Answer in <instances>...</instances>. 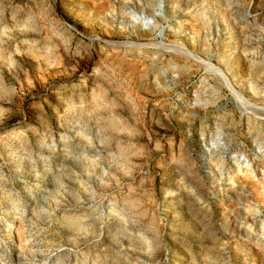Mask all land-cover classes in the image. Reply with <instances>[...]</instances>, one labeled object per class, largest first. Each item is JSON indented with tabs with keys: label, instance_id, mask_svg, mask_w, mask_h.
Listing matches in <instances>:
<instances>
[{
	"label": "rangeland",
	"instance_id": "1",
	"mask_svg": "<svg viewBox=\"0 0 264 264\" xmlns=\"http://www.w3.org/2000/svg\"><path fill=\"white\" fill-rule=\"evenodd\" d=\"M0 264H264V0H0Z\"/></svg>",
	"mask_w": 264,
	"mask_h": 264
},
{
	"label": "bare ground",
	"instance_id": "2",
	"mask_svg": "<svg viewBox=\"0 0 264 264\" xmlns=\"http://www.w3.org/2000/svg\"><path fill=\"white\" fill-rule=\"evenodd\" d=\"M182 17V16H181ZM160 43H161V45H163V46H166V47H169V48H172L173 50H175V51H178V52H180V47H182V45H180V44H168V46L167 45H165L163 42H159V45H160ZM149 44V43H148ZM89 48V47H88ZM182 52L181 53H183L184 51L186 52V50H183V48H182V50H181ZM97 71V70H96Z\"/></svg>",
	"mask_w": 264,
	"mask_h": 264
}]
</instances>
